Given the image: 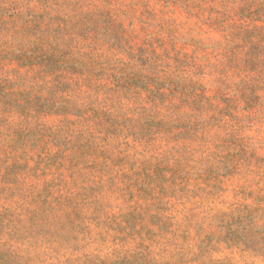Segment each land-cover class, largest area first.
Returning <instances> with one entry per match:
<instances>
[{
	"label": "rangeland",
	"instance_id": "1",
	"mask_svg": "<svg viewBox=\"0 0 264 264\" xmlns=\"http://www.w3.org/2000/svg\"><path fill=\"white\" fill-rule=\"evenodd\" d=\"M0 264H264V0H0Z\"/></svg>",
	"mask_w": 264,
	"mask_h": 264
}]
</instances>
